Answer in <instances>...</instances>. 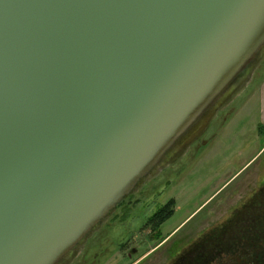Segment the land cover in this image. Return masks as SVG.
Wrapping results in <instances>:
<instances>
[{"label": "water", "instance_id": "obj_1", "mask_svg": "<svg viewBox=\"0 0 264 264\" xmlns=\"http://www.w3.org/2000/svg\"><path fill=\"white\" fill-rule=\"evenodd\" d=\"M264 51V0H0V264H61Z\"/></svg>", "mask_w": 264, "mask_h": 264}, {"label": "rangeland", "instance_id": "obj_2", "mask_svg": "<svg viewBox=\"0 0 264 264\" xmlns=\"http://www.w3.org/2000/svg\"><path fill=\"white\" fill-rule=\"evenodd\" d=\"M263 112L264 51L61 264H264Z\"/></svg>", "mask_w": 264, "mask_h": 264}, {"label": "trees", "instance_id": "obj_3", "mask_svg": "<svg viewBox=\"0 0 264 264\" xmlns=\"http://www.w3.org/2000/svg\"><path fill=\"white\" fill-rule=\"evenodd\" d=\"M176 200L171 199L168 203L161 206L154 215L149 219L148 224L153 226L157 231V239H164L162 237V225L175 214Z\"/></svg>", "mask_w": 264, "mask_h": 264}, {"label": "flooded vegetation", "instance_id": "obj_4", "mask_svg": "<svg viewBox=\"0 0 264 264\" xmlns=\"http://www.w3.org/2000/svg\"><path fill=\"white\" fill-rule=\"evenodd\" d=\"M206 115V114H205ZM191 131V130H190ZM190 131L184 136V137H186L189 133H190ZM184 137L175 145V147L172 149V150H174L175 148H177V146L179 145V144H181L183 141H184ZM187 138V137H186ZM170 151L168 154H167V156L166 157H168L169 156V154L170 153H172L173 151ZM76 251V250H75ZM74 251V252H75Z\"/></svg>", "mask_w": 264, "mask_h": 264}, {"label": "crops", "instance_id": "obj_5", "mask_svg": "<svg viewBox=\"0 0 264 264\" xmlns=\"http://www.w3.org/2000/svg\"><path fill=\"white\" fill-rule=\"evenodd\" d=\"M263 117H264V112H263ZM261 125H262V127H264V118H262V120L260 121L259 126H261ZM259 126H258V128H259Z\"/></svg>", "mask_w": 264, "mask_h": 264}]
</instances>
